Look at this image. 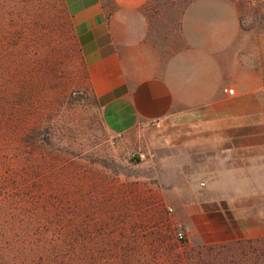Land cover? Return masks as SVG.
<instances>
[{
    "label": "rangeland",
    "instance_id": "374dc122",
    "mask_svg": "<svg viewBox=\"0 0 264 264\" xmlns=\"http://www.w3.org/2000/svg\"><path fill=\"white\" fill-rule=\"evenodd\" d=\"M189 1L149 2L161 45H176ZM161 148L105 125L64 0H0L1 220L40 225L45 248L93 254V264H264V236L201 241L171 189L170 148Z\"/></svg>",
    "mask_w": 264,
    "mask_h": 264
},
{
    "label": "crops",
    "instance_id": "0c3cea01",
    "mask_svg": "<svg viewBox=\"0 0 264 264\" xmlns=\"http://www.w3.org/2000/svg\"><path fill=\"white\" fill-rule=\"evenodd\" d=\"M150 1L64 0L88 92L111 132L168 145L171 189L203 243L264 236V0H190L170 47Z\"/></svg>",
    "mask_w": 264,
    "mask_h": 264
},
{
    "label": "trees",
    "instance_id": "16d2710c",
    "mask_svg": "<svg viewBox=\"0 0 264 264\" xmlns=\"http://www.w3.org/2000/svg\"><path fill=\"white\" fill-rule=\"evenodd\" d=\"M237 243H244L238 241ZM46 237L40 225L0 219V264H93V254L64 253L45 248ZM226 246V245H224ZM212 250V245L209 247ZM260 260L257 255V261ZM239 264H247L245 259Z\"/></svg>",
    "mask_w": 264,
    "mask_h": 264
},
{
    "label": "built area",
    "instance_id": "2783aa9c",
    "mask_svg": "<svg viewBox=\"0 0 264 264\" xmlns=\"http://www.w3.org/2000/svg\"><path fill=\"white\" fill-rule=\"evenodd\" d=\"M248 3L250 5L251 8H256V6L258 5V0H248ZM243 24L244 25H249V20H247L246 18H243ZM229 94H233L234 93V89L230 88L228 89ZM164 122L163 118H157V119H153L150 121H147L144 124L145 128L148 127H160ZM122 136V135H119ZM135 159H140V160H145L147 158V152L145 151H139L136 155H134ZM169 211L170 212H174V209L172 207H169ZM187 232L182 228V226H178L177 231H176V238L179 241H185L187 239Z\"/></svg>",
    "mask_w": 264,
    "mask_h": 264
}]
</instances>
